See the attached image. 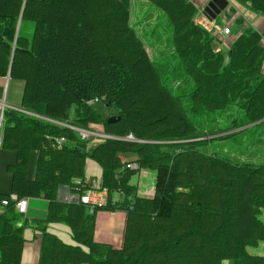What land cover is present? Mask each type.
Masks as SVG:
<instances>
[{
	"label": "trees",
	"instance_id": "trees-1",
	"mask_svg": "<svg viewBox=\"0 0 264 264\" xmlns=\"http://www.w3.org/2000/svg\"><path fill=\"white\" fill-rule=\"evenodd\" d=\"M144 1L147 13L133 20L131 0L27 1V38L16 31L21 4L0 0V75L11 66L24 81L21 108L33 113L4 111L1 147L16 154L9 194L47 201L45 218L34 222L39 259L23 263L28 222L0 194V264H264V254L247 251L264 242V155L234 162L208 147L247 138L264 120V33L246 27L214 51L191 0ZM233 1L264 16V0ZM94 98L114 111L100 118ZM224 116L234 118L227 124ZM59 122L99 124L113 138L89 145ZM129 133L135 140L123 139ZM125 153L135 158L121 160ZM86 157L101 168L95 190L103 203L59 201L61 185L79 196L90 188ZM129 161L155 171L152 197L135 193V171L122 168ZM117 209L126 212L121 245L95 241L97 210ZM54 222L69 229V241L48 229Z\"/></svg>",
	"mask_w": 264,
	"mask_h": 264
},
{
	"label": "crops",
	"instance_id": "crops-1",
	"mask_svg": "<svg viewBox=\"0 0 264 264\" xmlns=\"http://www.w3.org/2000/svg\"><path fill=\"white\" fill-rule=\"evenodd\" d=\"M21 4L19 17L17 20L16 31L23 37L29 38L32 33V22L30 20H22L21 16L25 2L39 1V0H13ZM139 1V2H138ZM193 5L197 8L195 20L198 24L202 25L212 32H216L221 39V45L227 46L224 43L226 37L233 35L234 30L240 32L246 27H252L260 33H264V16L256 15L245 6L236 3L233 0H191ZM140 7L146 5L144 0H137ZM224 26L229 27L230 33L223 36L219 33V28ZM264 43V35L262 38ZM10 65L8 66L7 73L0 75V99H3L8 105L14 107H21L22 95L24 90V81L19 77L10 74ZM98 130H101L98 129ZM36 152H30L26 174L28 178H32L35 172ZM121 160L124 158L121 156ZM133 156L131 159H134ZM16 154L11 149H4L0 145V194L10 193L11 174L8 169L9 165L15 162ZM101 168L90 157L85 158L84 162V176L89 179H100ZM137 180L140 186H135V193L139 196L152 197L154 194L153 185H149L144 177ZM100 197H104L103 191L94 192ZM78 193L71 190L67 185H61L57 188L56 198L62 202H74L78 198ZM27 199L26 211L21 213L28 224L25 229H29L31 238H24L23 247L21 251V261L23 263H34L39 259L41 250V235L38 233L34 226L35 221L45 218L47 211V201L41 197L25 198ZM126 222V212L121 209L107 211L97 210L95 215V224L93 238L100 243H107L113 247H119L123 240L124 227ZM61 223H49L48 229L56 233L59 237H68L70 240L69 229ZM23 230V234H24ZM63 233V234H61ZM68 240V241H69Z\"/></svg>",
	"mask_w": 264,
	"mask_h": 264
},
{
	"label": "rangeland",
	"instance_id": "rangeland-1",
	"mask_svg": "<svg viewBox=\"0 0 264 264\" xmlns=\"http://www.w3.org/2000/svg\"><path fill=\"white\" fill-rule=\"evenodd\" d=\"M139 2V1H138ZM131 17L132 20L134 19L135 15L137 19H141L144 14L147 13L146 6L143 5V7H140V5L137 3V0H131ZM196 21V20H195ZM223 27V26H222ZM234 30L233 35L230 37H226L224 39V43L227 44V46L221 45V39L218 37L217 33L212 32V35H214V41L212 42V47L214 51H217L218 49L222 51H226L228 46L231 44V42L235 39L237 32ZM230 33V32H229ZM228 35V34H227ZM226 36V35H225ZM264 45V43H262ZM146 51L149 55H151V50L149 47H145ZM164 50V47L162 48ZM169 48H165L164 52H168ZM262 67H264V60L262 63ZM91 107L93 110L99 115L100 118L104 119L109 114H111L114 109L112 107H104L101 102H93L91 103ZM234 118L233 116H229L226 118V116L223 117V121L227 124L230 123L231 119ZM90 128L100 129L103 130L102 126L99 124H90ZM251 133L246 138L241 139L240 133L237 134L233 139L227 138L222 141H219L218 143L216 141L211 142L210 144H213L211 146H208L209 149H211L213 152L217 153L220 156H223L227 159H230L232 161L241 162V161H252L253 163L258 162L257 160L260 159L264 155V120L262 122H259L258 124L254 125L252 129L250 130ZM241 140V141H240ZM98 141L90 140L89 145H94ZM217 143V144H216ZM134 155H131L130 153L122 154V157L125 161L130 160ZM137 177L142 178L144 177V180L149 183V185H153L154 177H155V171L150 168H138L132 174L129 183L134 184L135 186H140V182L137 180ZM98 179V178H96ZM261 219L264 221V210L262 211L260 215ZM67 229V228H66ZM29 229L24 230L23 238H31L29 233ZM63 234V233H61ZM61 238L64 241H68V237H63L64 235H60ZM247 251L250 254H264V242H259L256 246H248ZM222 264H227L226 261H224Z\"/></svg>",
	"mask_w": 264,
	"mask_h": 264
},
{
	"label": "built area",
	"instance_id": "built-area-1",
	"mask_svg": "<svg viewBox=\"0 0 264 264\" xmlns=\"http://www.w3.org/2000/svg\"><path fill=\"white\" fill-rule=\"evenodd\" d=\"M229 27L224 26L219 28V33H221L223 36L229 34ZM99 99L98 98H94L90 101H88L89 104L93 103V102H98ZM7 109H13L16 111H20V112H24V113H28V114H33L21 107H14L11 105H8L3 99H0V145L2 142V130H3V122H4V111ZM60 125L68 127L74 131H76L78 133V135L80 136L81 139L84 140H94V141H99L101 139L104 138H113V136L107 135L104 133L103 130H98V129H93V128H80L77 127L75 125L69 124L67 122H59ZM123 139L125 140H135V138L133 137V135L131 133L125 135L123 137ZM66 140L64 137H58L56 138L55 142L57 145H61L62 143H64ZM122 168H125L127 170L130 171H136L138 170L139 166L136 162L134 161H129V162H125L124 166ZM99 181L100 179H89L86 178L84 179V182L90 187L88 188L82 195H78L77 200L81 201L84 204H87L90 206V208L95 205V204H101L104 201V197H100L98 196L96 193L94 192H100L95 190V188L98 187L99 185ZM77 190V188H75ZM9 199L12 200L14 202V208L16 209L17 212L24 213L26 211V204H27V199L25 198H17L15 194H9ZM3 204L6 203L5 200L2 201Z\"/></svg>",
	"mask_w": 264,
	"mask_h": 264
},
{
	"label": "water",
	"instance_id": "water-1",
	"mask_svg": "<svg viewBox=\"0 0 264 264\" xmlns=\"http://www.w3.org/2000/svg\"><path fill=\"white\" fill-rule=\"evenodd\" d=\"M117 119L116 116L112 115L106 119L107 122H114Z\"/></svg>",
	"mask_w": 264,
	"mask_h": 264
},
{
	"label": "bare ground",
	"instance_id": "bare-ground-1",
	"mask_svg": "<svg viewBox=\"0 0 264 264\" xmlns=\"http://www.w3.org/2000/svg\"><path fill=\"white\" fill-rule=\"evenodd\" d=\"M133 211V210H132Z\"/></svg>",
	"mask_w": 264,
	"mask_h": 264
}]
</instances>
